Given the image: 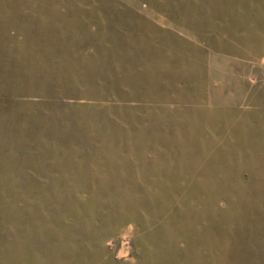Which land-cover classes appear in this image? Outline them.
I'll use <instances>...</instances> for the list:
<instances>
[{
  "label": "rangeland",
  "instance_id": "374dc122",
  "mask_svg": "<svg viewBox=\"0 0 264 264\" xmlns=\"http://www.w3.org/2000/svg\"><path fill=\"white\" fill-rule=\"evenodd\" d=\"M0 264H264V0H0Z\"/></svg>",
  "mask_w": 264,
  "mask_h": 264
}]
</instances>
